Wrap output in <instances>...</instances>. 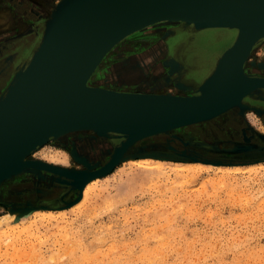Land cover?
I'll use <instances>...</instances> for the list:
<instances>
[{
	"label": "rangeland",
	"instance_id": "rangeland-1",
	"mask_svg": "<svg viewBox=\"0 0 264 264\" xmlns=\"http://www.w3.org/2000/svg\"><path fill=\"white\" fill-rule=\"evenodd\" d=\"M16 1L0 0V34L21 30L39 15L44 21L36 45L22 60L25 65L61 0H23L32 13L28 19L22 16L25 11L13 7ZM170 30L174 29L166 28L162 36ZM156 31L140 30L117 49L121 54L141 51L154 41ZM192 31L186 50L203 81L237 33L226 28ZM118 50L103 58L89 85L103 75L115 76L109 54ZM263 62L261 39L250 52L245 73H264V66H259ZM147 87L148 81L114 88ZM263 93L245 95L244 108L232 107L211 119L135 141L109 173L93 180L77 208L73 207L92 181L80 191L73 176L103 167L124 137L87 129L49 138L25 159L71 176L28 167L0 183V264H264ZM100 140L109 146L86 148ZM204 158L221 163L203 162ZM143 160L158 163H134ZM42 212L54 216L46 218Z\"/></svg>",
	"mask_w": 264,
	"mask_h": 264
},
{
	"label": "water",
	"instance_id": "water-1",
	"mask_svg": "<svg viewBox=\"0 0 264 264\" xmlns=\"http://www.w3.org/2000/svg\"><path fill=\"white\" fill-rule=\"evenodd\" d=\"M161 21L237 31L197 93H131L87 84L113 45ZM262 38L264 0H61L31 57L0 94V183L28 167L71 176L39 161L16 162L20 154L25 152L26 158L51 137L76 129L121 134L124 140L103 167L73 176L81 191L93 178L109 173L135 141L211 119L232 107L244 108L245 95L264 90L263 77L244 72L252 48ZM111 116L121 118L113 121ZM203 162L221 163L206 158Z\"/></svg>",
	"mask_w": 264,
	"mask_h": 264
},
{
	"label": "flooded vegetation",
	"instance_id": "flooded-vegetation-1",
	"mask_svg": "<svg viewBox=\"0 0 264 264\" xmlns=\"http://www.w3.org/2000/svg\"><path fill=\"white\" fill-rule=\"evenodd\" d=\"M16 2L17 5L12 3L13 7H17L18 10L20 7L23 12H26L21 15L26 16L28 19L29 15H32L31 11L25 7L23 0L22 2H20V0H17ZM43 24L44 21L42 16L39 15L37 21L30 22V24L24 26L21 30H12L11 34L7 35L4 33L0 34V93L9 82L13 72L23 66L24 61L22 62V60L29 56L30 52L36 45L37 37L43 28ZM149 27H154L157 30L154 33L157 34L155 38L153 37L154 41L141 51L134 52L133 50L126 52L125 54H121L122 50H118L117 48H119L129 36L119 41V43L114 46L116 47L115 49L118 50L115 51L116 54L113 52L115 49L109 54V60H113L111 64L112 70L115 71V76L112 74L109 76L108 74L103 75L100 80L98 79L93 84V86L102 87L104 85L111 87L112 90L135 93H162L170 91L177 95H185L187 93H185L182 88L180 89L176 86L177 81H180L189 84L190 87L193 86V88L188 89L189 94L193 93L195 88H197L198 84L202 81L197 78V74L201 70L197 68L194 60L189 58V53L186 50V42L194 36L192 31L193 27L191 25L184 27L181 23L167 24L165 21H161L148 25L140 30ZM166 28H173L174 30H170L168 32L169 34L162 36L163 31ZM135 44L138 45L139 42L136 41ZM172 58L182 63L185 67L183 73L178 71L180 75H178L175 69H173L174 72L172 75L169 74V71L174 68ZM249 76L264 78V73L257 71L256 73L249 74ZM146 81H148V87L146 90H122L114 88H134ZM262 103H264V101ZM108 146L109 142L107 140H100L90 146L87 145L86 148L96 150L107 148Z\"/></svg>",
	"mask_w": 264,
	"mask_h": 264
},
{
	"label": "bare ground",
	"instance_id": "bare-ground-1",
	"mask_svg": "<svg viewBox=\"0 0 264 264\" xmlns=\"http://www.w3.org/2000/svg\"><path fill=\"white\" fill-rule=\"evenodd\" d=\"M154 24V23H153ZM183 25H185V27H188L190 24L188 23V22H186V21H184L183 22ZM144 28V27H143ZM136 31V30H135ZM135 31H133V32H135ZM169 34V33H168ZM166 38V37H165ZM263 39V38H262ZM120 41V40H119ZM119 42H117L115 45H117ZM114 45V46H115ZM114 46H112L110 49H109V51L108 52H106V54L102 57V59L99 61V63L96 65V68L94 69V71L92 72V74L90 75V78H89V80H88V82H90L91 80H92V77H93V75H94V73H95V71H96V69H97V67L99 66V64L101 63V61L103 60V58L112 50V48L114 47ZM173 63V62H172ZM175 64H174V68H172V70L173 69H175L176 71H179L180 73H183L184 71H185V67L183 66V64L182 63H180V62H174ZM246 64V63H245ZM169 65V64H168ZM24 66V65H23ZM172 67V66H171ZM244 70H245V67H244ZM245 72V71H244ZM170 73H171V70H170ZM88 82H87V84H88ZM181 87H179V88H182L183 90H184V92L185 93H187V94H185L186 96H189L190 94L188 93L189 92V88H193V86L192 87H190L189 86V84H187V83H183V82H180L179 81V83H178ZM198 87V86H197ZM261 91H263V90H261ZM191 92V91H190ZM189 94V95H188ZM112 117V116H111ZM111 117H109V119L111 118ZM121 118V116H117V117H115V116H113L110 120H118V119H120ZM108 119V120H109ZM74 131H80V130H72V131H69V132H74ZM68 132V133H69ZM25 152H23L22 154H20V156L18 157V159H17V161L16 162H20V161H22V160H24L25 159ZM51 159H52V161H56L58 158L57 157H50ZM134 163H139V165H144V164H155V163H158V161H153V160H143V161H140V162H134ZM160 163V162H159ZM153 164V165H154ZM67 165V164H66ZM201 167H205V166H201ZM97 180V177H95V178H93L92 180H90L89 182H91L92 181V183H90L86 188H85V190H84V197H83V199L79 202V203H77V204H75V206L73 207V208H77V207H80L83 203H84V201H85V199L87 198V195L89 194V192H90V190H91V188L93 187V184L96 182V181H93V180ZM88 182V183H89ZM40 213V212H39ZM43 214H45L46 216V218H52L53 216H54V214H51V212H42ZM48 215V216H47ZM12 217V216H11ZM1 219H3V218H0V220Z\"/></svg>",
	"mask_w": 264,
	"mask_h": 264
},
{
	"label": "crops",
	"instance_id": "crops-1",
	"mask_svg": "<svg viewBox=\"0 0 264 264\" xmlns=\"http://www.w3.org/2000/svg\"><path fill=\"white\" fill-rule=\"evenodd\" d=\"M183 25V24H182ZM192 27H193V25L192 24H190ZM184 27H185V25H183ZM193 29H195L194 27H193ZM205 29H207V28H205ZM226 29H229V28H226ZM231 30H233V31H235L236 33H237V31L235 30V29H231ZM137 31H140V30H136L135 32H132V33H130V34H128L127 36H125L124 38H126V37H131V36H133L134 35V33L136 34L137 33ZM133 34V35H132ZM124 38H122V39H124ZM121 39V40H122ZM120 40V41H121ZM119 42V41H118ZM114 46V45H113ZM116 47H114L112 50H114ZM172 61H176L174 58H172ZM202 82V81H201ZM89 85V84H88ZM200 85V83L198 84V86ZM177 86V85H176ZM178 87V86H177ZM179 88V87H178ZM181 89V88H180ZM197 88H195V90H196ZM195 90H194V92L192 93V94H195ZM116 91H119V90H116ZM127 92H129V91H127ZM131 93H135V92H131ZM141 93V92H140ZM144 93H147V94H164V93H166V92H162V93H153V92H144ZM168 93V92H167ZM171 94H174V93H171ZM174 95H177V94H174ZM182 96H184V95H182Z\"/></svg>",
	"mask_w": 264,
	"mask_h": 264
}]
</instances>
